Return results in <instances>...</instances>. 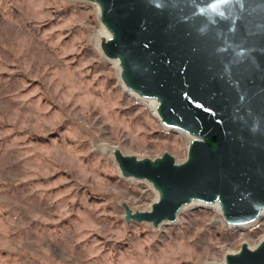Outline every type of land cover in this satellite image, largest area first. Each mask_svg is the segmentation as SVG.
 <instances>
[{"label": "rangeland", "instance_id": "374dc122", "mask_svg": "<svg viewBox=\"0 0 264 264\" xmlns=\"http://www.w3.org/2000/svg\"><path fill=\"white\" fill-rule=\"evenodd\" d=\"M98 10L0 0V264H223L257 247L264 217L231 227L203 204L173 224L126 220L159 193L124 177L114 152L181 164L192 139L123 89Z\"/></svg>", "mask_w": 264, "mask_h": 264}, {"label": "water", "instance_id": "95a60500", "mask_svg": "<svg viewBox=\"0 0 264 264\" xmlns=\"http://www.w3.org/2000/svg\"><path fill=\"white\" fill-rule=\"evenodd\" d=\"M111 34L102 49L119 60L126 86L158 102L166 128L194 137L185 162L169 153L139 159L114 152L126 178L158 191L151 211L126 220L173 224L192 202L218 203L230 226L264 212V0H85ZM223 12V15H219ZM213 264V263H211ZM223 264H264V241Z\"/></svg>", "mask_w": 264, "mask_h": 264}, {"label": "bare ground", "instance_id": "6f19581e", "mask_svg": "<svg viewBox=\"0 0 264 264\" xmlns=\"http://www.w3.org/2000/svg\"><path fill=\"white\" fill-rule=\"evenodd\" d=\"M95 4H96V3H95ZM96 6H97L98 9H99V10H98V11H99L98 16H99V18L101 19V8H100V6H99L98 4H96ZM102 26H103V29L105 30V35H106V36H105L104 39L102 40V43H101V49H102V46H103L104 42L107 41V40L110 38V36H111V34H110L109 31L105 28V26H104V25H102ZM102 53H103L102 55H103L104 57H106L105 54H104V52H103V49H102ZM106 58H107V57H106ZM107 59H109V58H107ZM109 60L113 61V63L118 67V73H119L120 83H121L123 89H124L127 93H129V95H131V96H133L134 98L138 99V100L141 101L142 103H146V105H148V106L150 107V109L152 110V113H153L157 118L160 119V117H159V115H158V112H157L158 102H157L156 100H154V99H146V98L142 97L140 94H138L137 92H134V91L130 90V89L126 86L125 82H124L123 79H122V68H121V65H120V61H119L118 59H117V60H116V59H115V60L109 59ZM167 129L171 130L170 128H167ZM172 130H174V129H172ZM177 131H179V130H177ZM179 132H181V133H183V134H185V135L190 136L192 140L194 139L193 136H191V135H189V134H187V133H185V132H182V131H179ZM115 150H116V148H115ZM113 152H114V151H113ZM158 197H159V196H157V199H156V200H158ZM192 204H203V205H206V206H211V207L215 208V209L218 211V213L223 217L221 207H220V205H219L218 203H216V204H205V203H201V202H192V203L189 204L188 206H190V205H192ZM188 206L184 207L181 211H183L184 209H186ZM216 210H215V211H216ZM181 211H180V212H181ZM179 214H180V213H179ZM262 217H264V212L261 214L260 218H259L257 221H255L253 224L257 223ZM222 220H223V223L226 224V223H225V220H224V217H223ZM227 225H228V224H227ZM231 227H237V226H231ZM250 248H251V247H250ZM255 248H256V247H255ZM251 249H254V248H251Z\"/></svg>", "mask_w": 264, "mask_h": 264}, {"label": "snow or ice", "instance_id": "6c2138e0", "mask_svg": "<svg viewBox=\"0 0 264 264\" xmlns=\"http://www.w3.org/2000/svg\"><path fill=\"white\" fill-rule=\"evenodd\" d=\"M232 0H218L217 5L213 6V11H218L220 5L230 4ZM219 15H223V12H219Z\"/></svg>", "mask_w": 264, "mask_h": 264}]
</instances>
